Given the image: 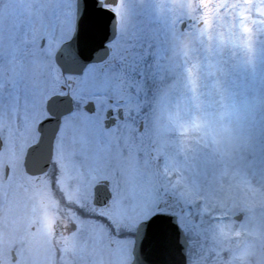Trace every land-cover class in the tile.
<instances>
[{"label": "rangeland", "instance_id": "1", "mask_svg": "<svg viewBox=\"0 0 264 264\" xmlns=\"http://www.w3.org/2000/svg\"><path fill=\"white\" fill-rule=\"evenodd\" d=\"M137 3L146 10L150 20L164 22L165 38L173 37L175 47L187 48L185 54L182 52L183 59L167 62V71L159 77L163 88L157 89L160 95L156 107L150 108L153 120L149 124L154 160L159 158L165 170L174 175L171 180L176 182L183 204L197 210L198 230L204 233L208 248L228 251V260L222 261L223 264H238L237 260L244 257L249 262V256L254 255L257 256L255 260L261 258L264 263V0H211L210 6L202 0H122V4L131 7L123 13H129L132 19ZM195 11L198 31L179 32L180 24ZM33 13L21 24L20 31L12 30L13 27L8 35V31H3L5 44L17 42L18 36L22 41L32 31L40 29ZM54 17L46 41L50 55L63 44L72 26V19L70 26L64 20V12L55 11ZM27 39L23 46L19 45L21 48L4 52L8 61L5 69L11 75L0 70V109L2 103L5 105L0 114H6L10 104L17 105L19 98L31 103L29 118L8 143L11 148L16 146L15 149H25L31 143L33 130L40 121L39 106H45L51 84L54 89L60 84L53 59L39 55L28 58ZM94 77L80 79L74 92L78 101L96 98L93 93L99 88L103 99H107L105 94L110 89V81L96 85ZM8 93L12 98L4 103V95ZM7 113L13 115L10 118L16 127V108ZM76 116L67 121V131H94L74 121ZM108 141L106 145L113 147L112 152L120 153L118 140ZM64 143L62 140L59 146L62 160L66 159ZM135 161L140 163L141 159ZM103 165L101 162V167ZM84 167L87 165L67 162L65 177L71 179L81 174L86 183L104 172ZM3 174L0 168V264H55L56 259L60 264H76V252L83 246L54 254L50 234L55 220L51 209L45 210L40 202L32 205L29 200L22 203L17 214L8 194L10 190L14 192V185L3 181ZM144 177L147 187L138 188V193L142 199L147 197L149 212H152L156 189L151 175L146 172ZM11 178L20 185L21 192L28 191L29 177L23 167L14 170ZM19 196L24 198L21 193ZM124 207L127 208V202L122 200L120 211ZM132 212L125 226H133L134 230L136 226L132 222L139 223L143 217L142 212ZM237 215H242L243 219H235ZM214 217L219 219L215 221ZM34 226L36 232L32 231ZM129 248L130 245L120 247L112 264H130ZM12 250L16 254L15 262ZM250 262L253 264L252 260ZM97 263H107L104 251L99 250L92 257V264Z\"/></svg>", "mask_w": 264, "mask_h": 264}, {"label": "flooded vegetation", "instance_id": "2", "mask_svg": "<svg viewBox=\"0 0 264 264\" xmlns=\"http://www.w3.org/2000/svg\"><path fill=\"white\" fill-rule=\"evenodd\" d=\"M99 1L102 2V15L107 20L105 26L98 30L100 36L97 37L101 40L97 49L99 60L89 64L81 75L64 74L56 67L60 84L55 89L51 84L48 99L54 96H70L73 111L61 119L47 172L40 176L26 174L29 177L28 191L21 192L20 185L14 182L11 176L14 170L24 168L28 150L39 142L38 125L50 115L46 111V104L42 105L38 113L40 123L33 130L34 138L31 143L25 149L21 147L15 149L16 146L11 148L8 143H11L14 135L22 130L24 120L29 118L27 115L30 114L28 109L31 103L19 98L17 105L15 103L9 105L7 112L16 108V127L11 122L10 117L13 115H8L7 112L0 114V168L4 171L3 181L9 182L15 188L13 193L12 190L8 191L13 209L18 214L22 203L29 200L32 205L40 202L45 210L51 209L55 220L50 234L53 242L51 250L58 255L59 252H69L74 246H83L82 250L76 252V264L80 261H83V264H92V257H95L99 250L105 252L106 264H112L111 260L116 256V251L128 245H130L128 256L131 255L132 258L137 226L141 221L158 213L171 214L177 218L189 243L188 264H223L222 261L226 262L228 258L226 251L219 252L208 248L205 235L198 230L196 213L186 214L182 208L181 198L175 187L176 182L171 180L174 175L171 176L165 170L159 158L154 160V152L150 150L149 124L153 120L150 108L156 107L160 95L157 89L163 88V85L160 86L159 77L167 71L165 69L167 62L182 58V52L185 54L187 48L183 49L181 45L175 47L173 37L165 38L164 22L150 20L141 4H135L136 13L131 15V19L129 13H123L128 12L126 8L130 5L122 4V0ZM205 2L209 4L208 6L212 5L211 0ZM55 11L64 12V20L69 26L72 19V26L64 44L74 35L76 0H71L70 4L66 0H63V4L61 0H0V32L4 44L3 46L0 42V70L11 75L10 71L5 69L8 61L5 60L4 52L21 48L19 45L23 46L27 38L28 58L39 55L40 58L54 60L61 45L50 55L46 41L48 32L54 25ZM196 11L180 24L179 32H185L187 29L198 31ZM32 12L40 29L32 31L22 41L20 36L17 42L12 40L14 47L5 44L3 31H8L7 35L11 32V27L14 31H20L19 27ZM111 18L116 19V27L111 26ZM85 31H88L90 36L95 33L93 28ZM92 75L95 76L93 81L96 85L110 81V89L105 94L107 99H103L102 89L99 88L93 93L94 96L97 95L96 98L78 101L74 97V92L80 79L85 76L91 78ZM8 98H12L11 93L4 95V103ZM2 108L5 109L3 103ZM57 111L62 112V108H58ZM75 115L77 116L74 117V121L81 126L91 127L94 131L89 133L67 131L66 123ZM62 140L65 141L67 148L65 160L59 156ZM106 140H118L120 153H113V147L109 148L106 145H109V141ZM136 158L141 159L143 163L135 161ZM71 161L86 164L87 167H84L86 170L91 167L93 171L104 172L102 176H97L86 183L85 176L81 174L68 179L64 171L66 163ZM101 162L104 163L102 167ZM146 172L151 175L156 189L151 214L147 197L142 199L143 196L138 193V188L147 187V179L144 177ZM9 187L7 185L5 188ZM96 190L99 192V198H96ZM20 193L24 198L21 199ZM122 200L127 202V208L124 207V210L121 208L120 211ZM132 211L140 214L142 212L143 217L139 223L132 222V225L136 226L134 230L133 226L131 228L125 226ZM118 219L121 221L118 222ZM36 230V226L32 227L33 232ZM209 256L211 259H207ZM55 264H60V260L56 259ZM253 264H261V261L253 260Z\"/></svg>", "mask_w": 264, "mask_h": 264}, {"label": "water", "instance_id": "3", "mask_svg": "<svg viewBox=\"0 0 264 264\" xmlns=\"http://www.w3.org/2000/svg\"><path fill=\"white\" fill-rule=\"evenodd\" d=\"M78 17L73 39L62 46L55 60L65 73L81 74L89 63L98 60L99 41L95 32L92 39L85 30L88 26L100 27L104 24L102 17L91 19L90 12L99 15L97 0H78ZM97 5V8H92ZM85 6V7H84ZM61 97L51 99L47 104L48 111L54 119L46 120L39 126L40 141L27 153L25 168L30 175H39L47 171L52 156V147L59 129L61 118L72 110L71 101L65 102L64 111L56 108L62 103ZM98 197V190H97ZM187 243L176 219L171 216L157 215L139 225L136 234L133 264H186Z\"/></svg>", "mask_w": 264, "mask_h": 264}]
</instances>
